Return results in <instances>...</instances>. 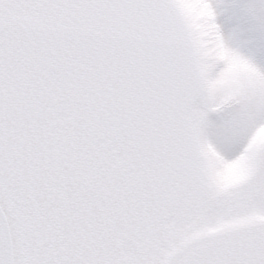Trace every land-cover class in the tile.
<instances>
[{"label":"snow or ice","instance_id":"obj_1","mask_svg":"<svg viewBox=\"0 0 264 264\" xmlns=\"http://www.w3.org/2000/svg\"><path fill=\"white\" fill-rule=\"evenodd\" d=\"M0 264H264V0H0Z\"/></svg>","mask_w":264,"mask_h":264}]
</instances>
